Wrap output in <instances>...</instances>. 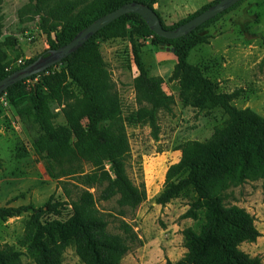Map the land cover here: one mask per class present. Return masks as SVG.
<instances>
[{
    "label": "trees",
    "instance_id": "16d2710c",
    "mask_svg": "<svg viewBox=\"0 0 264 264\" xmlns=\"http://www.w3.org/2000/svg\"><path fill=\"white\" fill-rule=\"evenodd\" d=\"M217 1L172 27L164 25L155 12L163 27L171 29ZM129 2L152 8L156 0H32V5L40 14L48 48L54 49L67 44L97 18ZM240 2L176 39H163L139 15L126 14L100 29L61 63L14 84L1 95L7 97L34 153L49 164V175L55 179L72 178L84 187L69 201L71 214L66 220L43 219L46 213H59L51 200L40 208L32 204L0 207L2 220L31 212L19 245L34 264H62L69 247L82 264H120L129 250L128 242L136 238L124 222L121 228L125 236L108 232V222L89 189L100 187L102 200L118 196L119 205L130 209L145 199V192L127 175L130 146L126 128L148 124L157 140L158 112L171 113L174 104V98L162 88L163 79L150 76L145 68L140 49L149 38L172 48L176 64L170 79L179 84L182 101L200 110L221 108L228 117L225 126L216 129L209 139L183 143L179 161L166 171L156 204L163 206L184 197L188 209L182 218L200 220L196 230L182 231L183 256L176 262L167 260L166 264H264L260 257L250 256L240 248L260 236L253 216L244 208L224 202L227 189L249 181H261L264 199V116L234 106L232 101L240 96L239 90L218 92L216 83L188 62L190 50L207 42L201 35L203 29ZM123 38L130 45L128 55L138 71L133 87L140 104L125 116L99 49V41ZM20 55L19 52L16 60L24 57ZM36 58L6 70L9 62L3 63L4 54L0 57V80ZM84 162L92 166L88 173L83 169ZM55 166L60 172H52ZM21 256V251L0 244V264H21Z\"/></svg>",
    "mask_w": 264,
    "mask_h": 264
},
{
    "label": "rangeland",
    "instance_id": "374dc122",
    "mask_svg": "<svg viewBox=\"0 0 264 264\" xmlns=\"http://www.w3.org/2000/svg\"><path fill=\"white\" fill-rule=\"evenodd\" d=\"M213 1L156 0L152 8L164 25L172 27ZM35 9L32 0H0V57L6 55L3 63L9 62L8 70L18 65L16 55L19 52L20 56L29 52L30 57L35 58L49 49L40 26V14L34 12ZM201 35L206 36L207 42L190 50L188 62L198 66L205 77L216 83L218 92L239 90L240 96L232 101L234 106L249 108L264 116V0H242L207 25ZM129 48L124 38L99 41L100 53L107 65L113 90L120 98L123 116L140 107L133 87L138 71L128 55ZM140 52L148 74L161 77L164 92L174 98L171 113L158 112L157 140L153 139L148 124L126 128L130 146L127 175L145 192V199L135 209H130L119 205L118 196L102 200L100 187L89 191L94 195L97 209L108 222L109 233L125 236L121 228L124 222L136 236L128 242L129 250L120 264H166L167 260L178 261L185 253L182 231L185 228L196 230L200 223V220L182 218L188 209L184 197L163 206L156 204L155 198L164 187L166 171L179 161L183 143L209 139L216 129L225 126L228 117L221 108L200 110L182 101L179 84L170 79L176 57L169 45L156 44L149 38ZM58 121L61 122L62 117ZM48 168L46 160L34 153L30 141L22 134L7 97L1 96L0 207L32 204L40 208L51 200L59 213H46L43 219L66 220L71 214L69 201L75 199L84 187L72 178H52ZM83 169L88 173L92 166L84 162ZM105 169H109V164ZM52 172L58 173L60 168L55 166ZM224 202L227 206L244 208L253 216L260 236L254 243H243L240 248L250 256L260 257L264 263L261 181L230 187L225 191ZM30 215L31 212L27 211L6 220L0 218V244L21 251V264H34L19 245L24 223ZM62 264L82 263L69 247L63 254Z\"/></svg>",
    "mask_w": 264,
    "mask_h": 264
},
{
    "label": "water",
    "instance_id": "95a60500",
    "mask_svg": "<svg viewBox=\"0 0 264 264\" xmlns=\"http://www.w3.org/2000/svg\"><path fill=\"white\" fill-rule=\"evenodd\" d=\"M240 1L242 0H219L199 14L171 29L163 27L155 10L148 5L138 2L125 3L119 8L91 22L89 25L80 30L67 44L58 48L47 49L32 62L2 78L0 80V96L14 84L33 75L42 73L48 68L61 63L69 55L82 47L100 29L126 14L133 13L139 15L144 20L148 28L155 35L161 38L176 39L190 34L200 25L233 7ZM160 45L163 46L164 43H161Z\"/></svg>",
    "mask_w": 264,
    "mask_h": 264
},
{
    "label": "built area",
    "instance_id": "2783aa9c",
    "mask_svg": "<svg viewBox=\"0 0 264 264\" xmlns=\"http://www.w3.org/2000/svg\"><path fill=\"white\" fill-rule=\"evenodd\" d=\"M29 39H30V38H29ZM30 58H31V57H30L29 52H25L24 57H23V58H20L19 60H17V63H18V64H21V63H23L25 60L30 59ZM6 70H8V68H7Z\"/></svg>",
    "mask_w": 264,
    "mask_h": 264
}]
</instances>
